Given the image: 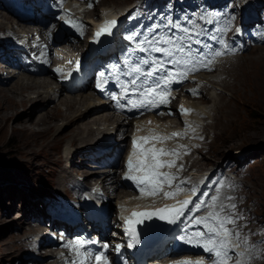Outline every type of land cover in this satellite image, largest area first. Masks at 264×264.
Instances as JSON below:
<instances>
[{"label": "rangeland", "instance_id": "rangeland-1", "mask_svg": "<svg viewBox=\"0 0 264 264\" xmlns=\"http://www.w3.org/2000/svg\"><path fill=\"white\" fill-rule=\"evenodd\" d=\"M135 1L112 0L117 5L123 6H130ZM261 2L264 3V0H261ZM117 5L112 4L111 6L115 8ZM0 13L10 19L4 12L0 11ZM95 13L99 12L96 11ZM4 23H7V21H0V25ZM261 55L264 57V47L249 51L237 60L233 67L228 68V75L225 74L229 77L222 82H225L228 87V84H230L229 89L227 86L221 84V82L213 86L215 84L210 80L215 79L219 74H214L213 78L206 80L207 82H211H209L210 84L208 83L211 88L205 98L194 102L195 105L201 107L195 106V108L199 109V114H206L208 116L207 126L210 128L208 137L212 142L210 143L209 150L201 152L197 155L198 158L195 157V159L197 167L204 171L219 166L228 158L239 161L255 160L254 164H250V176L246 180L245 188L247 194L250 196V200L253 202L251 208L257 209L259 214H261V220L264 221V96L260 94L257 95L256 100H251L254 96L247 90L249 86L248 81L243 79L246 76L245 69L251 68L252 64L254 65L262 57ZM236 72H239L240 76L237 78L238 80H233L230 74H237ZM45 76L48 77V75ZM41 77L29 76L26 78H34L30 81L32 82L33 80H42ZM222 77L223 74L220 75V78ZM44 79L48 80L47 78ZM16 80L14 79L13 82H9L4 87L12 88ZM52 88L58 91V94L51 96L50 92L43 88L40 89L44 93L42 99H37V95L34 93L30 94L32 99L30 97V101L18 107L16 111L12 109L13 111H10L11 118L7 122L1 121L0 116V264H29L25 256L29 253L32 254L29 251L30 241L32 239L31 236L35 233L30 223V217L36 216V214L41 213L43 210L41 206L43 205L44 196L40 191H45L46 189L58 191V187H60L59 190H64L61 186L62 182L67 179H76L77 177L83 179L88 177L89 180L83 181L85 184L96 181L99 175L95 172L97 168H93L95 165L90 162H81L83 158L82 148L84 149L88 144L92 143L95 135L97 136L101 132H106L111 137L113 135V140L117 139L118 134L113 130L114 125L107 127V122L99 118L100 116H111L110 111L106 107H100L99 99L93 95L94 101L90 105L76 106L78 108L77 112L81 114L78 115L76 112L77 114L74 113L72 118L76 117V115L80 116V119L75 123L76 125H82L88 121L93 122L91 130H97L95 128L98 127V133L94 137L91 134L83 133L82 137L87 141L82 145V148L70 145L71 139H66L61 143L63 138L71 135L68 134L72 129L68 124L71 119H66L64 113L69 105L68 101L73 99V97L79 100L83 99L80 97L82 93L71 95L65 91V88H57L55 84L52 85ZM83 93L92 94L89 90ZM220 94H225L221 105L228 104L231 112L234 111L232 112L231 119H239L237 125L229 133L234 135L226 140H224L225 136L215 129L216 120L213 118V115L216 113L214 100ZM34 95L36 96L34 97ZM6 101L5 99V104H7ZM95 107L100 108L93 111ZM58 108L59 110L54 116L60 119L54 122L49 120L45 125L46 129L49 127L48 133L39 134L37 130L42 127L36 126L38 119L54 113ZM227 110L222 109L221 113L224 114ZM21 116H28L29 121L33 120L32 126L29 125L30 129L26 130L27 127H23L26 126L24 125L25 118L22 120ZM113 119L116 118L113 117ZM99 120L101 122L97 124L100 125H93L94 121ZM101 123L105 124L101 125ZM171 123L176 124L177 120L173 119ZM17 125L20 127L18 128L19 130H14L15 126L17 128ZM233 125L234 121L229 126ZM127 129L129 128L127 127ZM76 136L78 137V133ZM76 136L72 137L75 138ZM224 141L229 147H224ZM60 156L64 160L61 165L58 164ZM74 160L76 161V167L70 168L69 166ZM116 179L118 180V176H116ZM121 190L123 189L121 188ZM110 205H113L112 202ZM43 251L40 250V257L44 255ZM48 263L43 260L36 264Z\"/></svg>", "mask_w": 264, "mask_h": 264}, {"label": "snow or ice", "instance_id": "snow-or-ice-1", "mask_svg": "<svg viewBox=\"0 0 264 264\" xmlns=\"http://www.w3.org/2000/svg\"><path fill=\"white\" fill-rule=\"evenodd\" d=\"M92 5L90 4L89 7ZM234 19V17H231ZM186 23L181 24L178 21H173L170 17H166L163 23H153L143 31H133L127 34L124 39L129 46L123 53L122 69L118 64L115 69L110 66V75H106L104 71L98 73V78L95 87L98 90H103L108 82H118L121 76L127 80L123 85V92L117 96L113 94L111 98L117 102L118 106L130 107L131 109L152 110L170 104L169 87L173 83H183L188 75L199 70H212L211 64L216 57L225 55L227 51H235V49H225L219 51L213 47V44L219 45L220 40L213 35L205 40V33L201 29L196 31L195 28L189 27L194 23L193 19L184 17ZM205 23H213L211 20L200 18ZM118 24V21L112 20L106 22L104 28L98 31L95 35L100 37L102 34L111 35L112 28ZM143 28V25L140 26ZM240 30L237 29V35ZM207 49V51H205ZM79 63L77 62V70ZM57 72L62 70L57 68ZM120 73V74H118ZM119 86V85H117ZM193 94H198V90H190ZM126 100V104L121 105L120 101ZM179 111L184 114L190 110H186L183 106ZM163 115L164 113L159 112ZM180 133H173V136H179ZM202 139V137H200ZM168 137H141L140 141H134V147L138 150L139 155L133 153L135 162L132 157L128 159L127 168L129 170L143 171V175H128L127 179L133 180L138 186H148L150 193H163L165 197L171 198L176 193L164 192L163 185L167 183L171 186L172 181L177 180L178 176L162 172V168H172L176 166V160H162V155H167L164 149H158L152 144L154 140L163 141ZM181 147H184L181 145ZM174 154L179 157L180 153ZM183 170V165H180L178 171ZM181 184L186 181H181ZM221 182H216V187L213 193L208 195L200 193L196 202L191 199H185L179 203V206L171 208L165 207L153 211L134 212L135 219H127L128 229L125 230V235L130 238L127 244L128 248H133L140 243L139 233L131 228L133 224H142L145 220L152 219L153 216H158L161 220H167L170 224L181 223L184 225L181 232L182 235L178 239L188 243H195L197 246H202L203 249L214 256L213 264H228L233 256L237 257L236 264H251L252 259L259 257V249L249 246V251H255L256 255L249 256L248 253H240V234L235 232V223L239 217L235 216L236 204H227L225 201L234 199L232 196H225L221 199L220 196ZM196 195V189H191ZM188 205H192L188 208ZM193 209L199 213L202 209L207 211L206 215H185L186 212L192 213ZM225 209H230L228 214H225ZM183 218V220L181 219ZM233 225L229 228L228 225ZM191 226L195 230H189ZM233 234L236 240L233 241ZM98 243L97 241H84L77 239L75 245L87 251V244ZM264 243V242H262ZM71 247V244L66 245ZM110 245L104 244L103 249L109 248ZM117 251L123 245L114 246ZM103 249L99 254L94 255L97 264H101L105 260ZM241 256L247 259H238ZM223 257V259H221ZM75 264V262H70ZM183 264H193L192 261H184ZM195 264H203L202 261H196Z\"/></svg>", "mask_w": 264, "mask_h": 264}, {"label": "bare ground", "instance_id": "bare-ground-1", "mask_svg": "<svg viewBox=\"0 0 264 264\" xmlns=\"http://www.w3.org/2000/svg\"><path fill=\"white\" fill-rule=\"evenodd\" d=\"M102 4H106V6L109 7V11H111V12L113 11V12H116V13L122 12L124 9H126L127 7H129V6H123V5H120V4L117 5L116 3L112 2V0H103ZM112 4L117 5V7H115V8L112 7L111 6ZM90 15L91 16H95L97 14L91 13ZM2 20H6L7 23H4V24H1L0 25V27H1L0 28V31H8V36H9V31H15V29H16L15 23H14V21H13V19L11 17H10V19H8L2 13H0V21H2ZM2 25H8V26H2ZM261 56L262 57L259 58L258 61L256 63H254V65L252 63H250V64H252V66L250 65L251 68H248L247 70L245 69L246 76L243 79H246V81H248L249 86L247 87V90H249L253 94V96H254V98L251 99V100H256L257 99V95H260V94H262L264 96V91H263V87H264V57H263V55H261ZM254 59H256V58H254ZM250 61H251V59H250ZM239 72H240V70H239ZM239 72L238 73L236 72L237 74H234V73L233 74H230L231 77L233 78V80H236L240 76L239 75L240 74ZM213 76H214L213 74L212 75H205L204 78H202L201 80L204 82V79L205 78L206 79H210V78H213ZM241 77H242V75H241ZM44 78H47L48 80H46ZM14 79L15 78H13V80ZM32 79H34V78L17 79L14 82V84H13L14 86L12 85L13 86L12 88H7V87H4L5 85H0L2 87V88L0 87V116H1V121L7 122L8 120H10L9 119V118H11L10 117L11 116L10 111H13V110L16 111V109L18 107L23 106L26 103H28L30 101V97H31L30 94L34 93V94L37 95V97H36L37 99H42L44 93L42 91H40L41 88L47 89L48 92H50L51 96H55L56 94H58V91H55L52 88V85L53 84H55L57 88H59V87L61 89L64 88L63 86H61L59 84H56L54 82V80L51 78V75H48V77L42 76L41 77L42 80H39V81H36V80L34 81L33 80L32 82H30ZM13 80L11 79L10 82H13ZM220 82L224 86H227L225 82H222V81H220ZM220 82H217V84L220 83ZM228 85H229V87L228 86L227 87L229 89L230 88V84H228ZM36 95H34V97ZM80 97L83 100H79V99H77L75 97H73V99H70L69 101L67 100L69 105H68L67 109H65V112L64 113L66 115L65 116L66 119H71L68 124H69V126L72 127V129L68 133V134H71V135L70 136H66L61 141V143H63L64 140L71 139V144L70 145L75 146L77 148H82V145H84V143L87 141V140H84L83 139L84 138V137H82V134L83 133L91 134L93 137H94L95 134L98 133V127L95 128L97 130H94V129L91 130V128H92L91 125L93 123L91 121H88L86 123H83L82 125L81 124L80 125H76L75 124L76 121L80 119V116H77V115H76V117L72 118L73 115H74V113L75 114L78 113L77 112L78 111V108L76 106L77 105H84V104L90 105L94 101L93 94L82 93L80 95ZM224 97H225V94H220L214 100V103L216 105V108H215L216 113H215V115H213V118L216 120L215 129H217L220 134H223L225 136L224 137V140H226L229 137H231L232 135H234V134H229V133H230L231 129L234 126L237 125V123L239 122V119L238 118H236L235 120L234 119H231L232 112H234V111L231 112V110L229 109V105L228 104L221 105V102H222V100H223ZM5 99L7 100L6 101L7 104H5ZM31 99H32V97H31ZM63 100H62V102H63ZM2 103H4V104H2ZM188 103H190V102H188ZM192 104L194 105L195 102L192 101ZM99 105H100V107H106V108H108V110L110 109L108 106H105L103 103H100L99 102ZM234 105H236V104H234ZM100 107H95L93 109V111L98 110V108H100ZM193 107H195V105ZM222 109H228V110L226 111V113L223 114V113H221ZM58 110H59V108L54 113L48 114L47 116H45V117L43 116L40 119H38V121L36 123V126L37 127H42L40 129L38 128V130L36 129L39 132V134L43 135V133L44 134H47L48 133L49 127H47L48 129H46L45 125H46V123L49 122V120H52V122H54L55 120L60 119L57 116H54V115H56V113H57ZM220 113H221V116H220ZM235 113H237V112H235ZM79 114H81V113H78V115ZM236 116H237V114H236ZM27 117L28 116H26V117H22L21 116L22 120L25 118L24 125H26V126H23V127H25V128L27 127L26 130L27 129H30V126L29 125H31L33 123V120L32 121H29V119ZM99 118H102V120L104 122H107V124H106L107 127L110 126V125H114L113 126V130L116 131V134L117 133H120L121 131H123V132H125V134H124L125 136L128 135V134H126V132L128 130L127 129V125H125L123 122H120L118 119H113V117L112 116H109V115H107V116H100ZM231 120L234 121V125L233 126H229L231 124V122H232ZM66 122H68V121H66ZM100 122H101L100 120L99 121H94V124L93 125H96V126L97 125H100V124H97V123H100ZM102 124H105V123H101V125ZM18 128H20V127L17 125V128L15 126L14 130H19ZM21 129H24V128H21ZM215 129H214V131H216ZM247 129H249V128H247ZM23 131L25 132V130H23ZM101 131H99V132H101ZM77 133H78V137L76 136ZM73 134L76 136L75 138L72 137V136H74ZM99 134L104 135V137H107L109 135L106 132L98 133V135ZM112 137H113V135H112ZM256 138H257V136H256ZM223 145H224V147H229V145H227L225 141L223 142ZM231 148H233V147H231ZM83 150L84 149L82 148V151ZM59 158H60V160H59L58 164L61 165L64 162V160H63V157L62 156H60ZM68 160H69V158H68ZM83 161L86 162L85 160H82L81 162H83ZM75 164H76V161L74 160L69 167L70 168H74V167H76ZM76 172H78V170H76ZM95 172L100 173V171H98V170L95 171ZM84 180L87 181L89 179L87 177ZM112 181H113L112 182V186H115L119 182L116 179V176H114L112 178ZM118 193L120 195V194L124 193V190H118ZM107 197H108V201H109L111 199V197L109 196V193L107 194ZM30 218H32V217H30ZM28 219H29V217H28ZM40 250H46V248H43V249H40ZM45 257H46V254H44L41 258H44L45 259ZM21 260H23V259H21Z\"/></svg>", "mask_w": 264, "mask_h": 264}, {"label": "trees", "instance_id": "trees-1", "mask_svg": "<svg viewBox=\"0 0 264 264\" xmlns=\"http://www.w3.org/2000/svg\"><path fill=\"white\" fill-rule=\"evenodd\" d=\"M49 191H51L50 189H46L45 191H40V193L42 194V193H47V192H49Z\"/></svg>", "mask_w": 264, "mask_h": 264}]
</instances>
